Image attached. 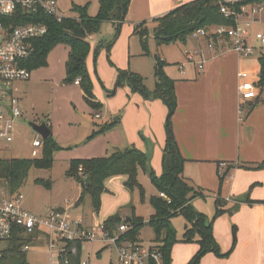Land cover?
Returning a JSON list of instances; mask_svg holds the SVG:
<instances>
[{"label": "crops", "instance_id": "1", "mask_svg": "<svg viewBox=\"0 0 264 264\" xmlns=\"http://www.w3.org/2000/svg\"><path fill=\"white\" fill-rule=\"evenodd\" d=\"M189 1L191 0H131L126 21L130 23L135 34V27L142 22L139 20L150 17L153 20ZM59 9L62 12L60 4ZM112 23L116 26L115 22ZM89 41L91 52L87 58V66L97 100L104 106L101 112L111 115V119L121 114L117 129L97 138L102 144L101 150L114 144L106 149L108 153L105 155H108L114 148L135 146L147 153L149 166L157 175H161L164 170L162 157L167 142V105L159 98L147 99L140 92H133L127 85L117 86L118 68L142 73L132 65L131 58L129 60L126 56L127 51L125 58L115 59L113 55L112 60L116 65L111 66L107 61L110 43L103 39H90V36ZM171 44L178 46L179 42ZM63 46L68 52L67 61L69 48ZM163 47L164 45L157 47L156 53L159 52L167 65L177 64L178 69L177 73L169 74L165 68L168 75L175 80L177 108L171 120L179 149L187 159L184 165L197 163L203 171L209 170L213 174L223 172L226 178L221 192L215 196L221 199L225 207V212L213 226L220 252L206 253L199 264H264V203L246 202L245 199H264V169H254L264 160V116L255 117L260 107H264L263 90L259 89V95L254 99L245 100L240 94V86L244 81L240 73L247 72L248 79L258 85L260 54L254 59V56L243 57L232 49L228 40L219 42L211 49L208 39L192 37L184 42V49H180L181 57L173 61L167 59ZM130 50L129 46V56L132 57ZM152 54L155 66V53ZM201 61H205V68L200 72L197 65ZM251 66L253 68L250 71L244 68ZM36 72L37 70L35 74ZM64 78L62 76L59 80ZM65 84L62 80L61 85ZM13 87L22 107L26 96L18 94V88L15 85ZM66 87L74 89L78 102L82 103L84 99L87 106L84 105L93 111L84 98L79 80ZM146 87L151 91L154 89L147 85ZM114 88L115 93L109 94L107 90ZM23 111L24 118L26 111ZM96 113L102 117L101 113ZM49 116L50 113L42 118L29 119L36 122L46 120L54 136ZM97 141L86 143V151L81 153L82 157L104 156L101 152L91 151ZM57 142L60 145L59 138ZM246 168L251 170H245ZM119 176H122L124 182L126 176ZM109 178L105 184L112 192L108 185ZM231 223L234 224L233 232Z\"/></svg>", "mask_w": 264, "mask_h": 264}, {"label": "trees", "instance_id": "2", "mask_svg": "<svg viewBox=\"0 0 264 264\" xmlns=\"http://www.w3.org/2000/svg\"><path fill=\"white\" fill-rule=\"evenodd\" d=\"M131 0H100V8L97 15H90L87 6L73 5V11L77 14L75 17L64 16L58 19L56 16L46 14L41 11L36 14L24 13L18 9L15 12L13 24H21L25 22H41L48 26L49 31L45 36L34 41L35 53L28 60L27 65L31 70L46 66L48 64V56L50 52L58 45H66L69 48V55L66 61L65 83H74L79 80V84L84 91V98L87 104L96 112H99L103 104L97 100L95 87L87 66V58L91 52V43L89 36L97 32L100 23L108 20L116 23L120 27L124 21L130 6ZM248 4H263L264 0H191L168 13L155 18L158 26L154 33V39L157 47L168 45L176 42H186L188 35L201 27L214 25L234 26L236 17L232 13L225 15L221 11L222 5H226L232 11L242 13V7ZM138 34L145 49L147 47L146 40L149 36V30L145 22L137 25L134 29ZM111 46V45H110ZM109 46V48H110ZM99 49H96L98 53ZM150 53V51H147ZM155 59V88L151 91L145 85V78L141 74L118 68L117 86H122L127 82L133 92H140L147 99L159 98L168 107V117L166 121L167 142L165 147V156L163 161V173L157 175L149 166V157L146 152L135 147L114 148L108 155L101 157H91L84 159H73L67 175L75 177L82 182V193L77 201V205L81 204L87 195L90 196L92 205L98 214L102 206V195L108 192L105 181L107 178L117 175L126 176L123 182L124 186L129 190L139 188L141 191L142 201L145 199V189L139 183L138 170L143 169L150 177L151 182L158 189V194L149 198L150 204L153 206L154 214L147 223L140 222L139 219L131 217L128 223L130 229L124 235V238L141 241V232L147 225L155 236L154 242L160 247L164 255L165 264L172 261V248L180 240L184 242H194L196 233L201 234V238L197 241L199 249L193 258L187 264H199L200 259L208 252L219 254L220 249L216 239L212 233V226L205 221V215L196 211L192 206V200L201 196L193 184H191L184 176V164L186 158L182 155L178 143L176 141L173 127L172 115L177 108V97L175 92V80L166 72L167 62L161 57L159 52L154 54ZM259 81L258 85L264 87V52L259 55ZM109 94H114L116 89L107 90ZM120 122V117L113 118L111 121L102 125L95 130L90 138L95 135L114 128ZM61 146L51 135L48 139H44L43 154L37 158H0V179L7 183L10 193L20 190L24 184L29 172L32 168H51L54 161V153ZM168 157V160H166ZM254 169H264V160L259 162ZM84 174V178L80 176ZM90 180L86 182V178ZM224 177H221L222 181ZM38 183H44L51 188L50 180L39 178ZM161 192H165L171 199V202L160 196ZM246 202H262L261 200H251L245 198ZM220 198H216L215 216H220L225 212V207ZM182 215L187 223L184 227L182 237L179 239L178 231L174 227L172 218ZM126 222L119 213L108 216L103 221L104 229L111 234L117 232L118 226ZM33 241L32 239L27 240ZM26 241L22 237L15 234L10 245L3 251L0 257V264H30L27 252L23 251ZM77 247L81 248V243L76 241ZM102 251V250H101ZM101 251L98 255H101ZM70 264H80L81 253L70 258Z\"/></svg>", "mask_w": 264, "mask_h": 264}, {"label": "rangeland", "instance_id": "3", "mask_svg": "<svg viewBox=\"0 0 264 264\" xmlns=\"http://www.w3.org/2000/svg\"><path fill=\"white\" fill-rule=\"evenodd\" d=\"M59 4L63 14L71 17L77 16L72 9L73 5L87 6L88 13L93 16L98 14L100 8V0H59ZM261 5L263 4H248L247 6L249 7L248 9H251L252 6L258 7ZM152 18L153 17L139 20L142 21L141 23L146 21L145 24L149 30V36L146 40L148 49H145L141 37L138 34H133V29L130 23L126 21V17L120 27L115 26L112 21H101L99 30L90 35V39H103L107 41V43H110L109 52L107 50V61H109L108 63L111 66L116 65L112 60L113 55L115 59L125 58L127 51L128 53L126 56L129 60L131 58L132 65L142 73L141 75L145 78V84L155 88L156 77L152 53H156L157 51L154 33L158 24L155 18L153 20ZM246 20L253 21V28L251 27L253 32L251 31L249 40L252 45L256 46L253 53L254 59L258 55L260 47H262L261 41L256 40L255 34L257 31L264 30V9H260L258 12H252L251 10L244 12L241 16V21L243 22ZM189 39H192L191 35H188V40ZM129 46L131 49L130 52L133 53L132 57L129 56ZM163 48L165 49L167 59L175 61L181 57L180 49H184V43L179 42L178 46L168 44L164 45ZM147 51H150V53ZM67 53L63 45L56 46L48 56V64L35 69L29 81L15 82L14 85L18 88L17 93L26 96V99L22 103V108L25 109L26 114L23 118L24 124L19 126L16 143L9 149L0 150V158H30L32 141L37 134L27 125L26 120L31 117L42 118L44 115L50 113L49 119L52 122V129L55 133L53 138L56 141L59 138L61 141L59 142L61 149L55 151L51 168L35 167L29 172L28 177L20 188V191L25 197L24 205L37 215H46L52 209H61L65 207L71 220L79 221L82 219L84 227H89V229L93 230L98 235L96 239L84 242V249L82 250L81 256L91 259L94 264H110L111 260L115 257V251L111 250L100 240L101 225L104 219L112 214L119 213L124 219L133 216L139 219L140 222L147 223L148 219L154 214V209L149 202V198L152 195L158 194V189L151 182L148 174L140 168L138 170V180L145 189L144 201H142L139 188H135L133 191L127 189L123 184L122 176L117 175L108 179V185L112 192L109 190L102 195V206L98 214L93 208L89 195L85 197L80 205H77V201L83 190V185L80 180L67 175V170L70 168L71 161L73 159L86 158L81 155V153L86 151V143L96 140H98L97 143L91 147L92 153L101 152L102 155L105 156V154L108 153L106 149H110L114 144H111V147H103L101 150L102 144L97 138L116 130L120 122L114 128L90 138V135L95 130H98L102 125L112 120L111 115L101 112L104 109L103 106L99 111L102 117L100 115L97 116L95 110L92 111L90 108L86 107L87 105L84 99L82 103L78 102L74 89L66 87V85H71L73 83H66L65 86L61 85V81H64L67 77L65 68ZM165 68L168 70L169 74H174L178 71L177 64L175 63L166 65ZM244 68L250 71L253 66ZM36 70L37 72L35 74ZM62 76H65V78L60 81L59 79ZM124 83L123 86H129L127 82ZM257 89L258 91L259 89L263 90L262 99H264V87L258 85ZM258 116H264V107H260L256 112L255 117ZM116 117H120L121 119V114L119 113ZM164 156L165 153L162 157L163 161ZM166 160H168V157ZM245 170H251V168H246ZM183 174L197 190L203 193L192 201V206L196 211L205 215V221H207L208 225L210 224L212 226V233L215 238L213 226L219 217L215 216V196H217L223 188L226 179L224 177L225 174L223 172L213 174L209 170L203 171L197 163L184 165ZM80 176L83 178L85 177L84 174H80ZM221 177H224L222 181L220 180ZM39 178L50 180L52 183L51 188H48L44 183H38L36 180ZM213 191L217 192L214 193ZM3 192H9V189L7 183L0 179V193ZM227 217L230 218L229 215H227ZM172 222L178 231V237L180 239L187 221L182 215H177L172 218ZM232 225L234 224L231 223V226ZM231 230L232 232L234 231L233 226ZM141 233V241L145 244H151L156 241L154 232L149 226L146 225ZM201 237V234L198 232L195 235L194 242L179 240L172 248V261L170 264H187L198 251L199 244L197 241ZM99 251H101L100 256L98 255ZM193 252L194 254L191 255ZM27 257L30 264H50L47 249L44 245H40V243L36 245L33 244L30 247L27 252Z\"/></svg>", "mask_w": 264, "mask_h": 264}, {"label": "built area", "instance_id": "4", "mask_svg": "<svg viewBox=\"0 0 264 264\" xmlns=\"http://www.w3.org/2000/svg\"><path fill=\"white\" fill-rule=\"evenodd\" d=\"M248 8L247 5L243 6L242 13H237L222 5V13L225 15L233 13L236 24L201 27L191 36L208 39V46L211 49H214L219 42L228 40L232 49L240 56L251 57L256 49L249 40L253 21L242 22L241 16L250 10L258 12L264 9V6ZM18 9L28 14L43 11L58 19L65 16L59 9L58 0H0V150L9 149L16 143L17 132L23 121L24 111L13 86L15 82L31 78L33 70L25 63L35 53L34 41L45 36L49 31L48 26L41 22L14 25L15 12ZM255 37L262 43L258 54L263 53L264 31L257 32ZM197 66L200 72L203 71L205 61L199 62ZM248 76L247 72L240 73V77L244 78L240 86V94L245 100L254 99L259 95L258 85L248 79ZM34 132L37 136L32 141L31 158L41 157L44 148L43 136L35 130ZM160 196L168 203L171 202L165 192H161ZM24 199L20 190L15 193H0V257L10 245L13 236L18 234L23 241H26L23 251L28 252L33 244L40 243L47 249L50 264H70L71 257L82 254L84 242L97 238L98 235L93 230L84 227L82 219L71 220L66 208L52 209L46 215H37L25 207ZM129 229L128 222H122L117 232L111 234L104 229L102 223L100 240L115 251V257L110 264H165L163 252L157 243L145 244L143 241L136 242L124 238ZM29 239L33 241L28 242ZM76 241L81 243L80 249ZM80 264L94 263L91 259L81 256Z\"/></svg>", "mask_w": 264, "mask_h": 264}, {"label": "water", "instance_id": "5", "mask_svg": "<svg viewBox=\"0 0 264 264\" xmlns=\"http://www.w3.org/2000/svg\"><path fill=\"white\" fill-rule=\"evenodd\" d=\"M26 122L32 129L40 133L44 139H48L52 135V130L46 120H43L42 122H36L34 120L27 119ZM89 180L90 178L87 177L86 182ZM131 220V217L126 218V222L128 223H130Z\"/></svg>", "mask_w": 264, "mask_h": 264}]
</instances>
